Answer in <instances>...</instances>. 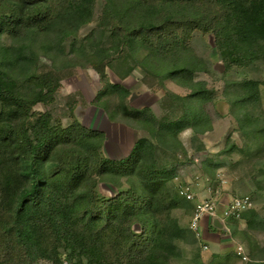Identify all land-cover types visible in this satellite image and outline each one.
<instances>
[{
    "label": "rangeland",
    "instance_id": "rangeland-1",
    "mask_svg": "<svg viewBox=\"0 0 264 264\" xmlns=\"http://www.w3.org/2000/svg\"><path fill=\"white\" fill-rule=\"evenodd\" d=\"M107 9L127 25L146 24L158 16L135 0H96L90 21L75 30L62 25L33 28L23 39L1 31L0 84L40 98L29 111L49 114L51 126L79 122L102 131L100 151L115 162L129 157L142 139L154 145L152 150L149 143L146 147L158 166L170 170L171 189L181 199L188 200L183 188L195 194L193 201L173 211L186 234L177 239L180 256L166 264H264V41L250 43L245 58L233 65L219 52L214 35L200 31L189 46L179 43L155 53L137 42L121 45L110 25L103 27ZM166 10L180 11L176 6ZM23 42L34 53L23 56L15 50L4 56L7 47ZM19 57L24 61L15 63ZM98 68L105 69V76ZM29 72L56 79V89L47 93V88L32 86L26 80ZM112 85L130 94L123 99ZM195 90L200 92L192 95ZM125 107L141 116L127 114ZM173 123L182 129L175 131ZM97 178L104 196L132 187L137 179L113 172ZM246 197L249 209L258 213L249 217L250 224L242 215L236 219L226 213L233 200ZM199 203L214 206L200 218V237L192 228ZM216 219L222 227L215 225ZM213 241L221 242L219 252L211 247ZM41 264L98 263L61 250Z\"/></svg>",
    "mask_w": 264,
    "mask_h": 264
},
{
    "label": "trees",
    "instance_id": "trees-1",
    "mask_svg": "<svg viewBox=\"0 0 264 264\" xmlns=\"http://www.w3.org/2000/svg\"><path fill=\"white\" fill-rule=\"evenodd\" d=\"M135 1L156 10L157 18L127 25L112 9L105 11L103 27L110 25L123 46L137 42L165 53L179 43L189 46L196 31L212 33L219 52L233 65L245 58L250 43L264 41V0ZM95 2L0 0V32L23 39L33 28L62 25L75 30L90 21ZM169 6L180 11L171 13ZM15 50L23 56L34 53L23 42L7 47L4 56ZM183 70L189 71H178ZM98 72L105 76L104 68ZM26 80L47 88V93L57 87H52L56 79L34 72L27 73ZM112 86L122 91L123 99L130 94L121 85ZM37 99L6 82L0 84V264H41L61 250L98 264H166L180 256L177 239L184 238L186 229L173 211L190 201L171 189L170 170L158 166L146 147L149 143L152 150L154 145L142 139L129 157L115 162L100 151L102 131L79 122L67 128L51 126L49 114L30 113ZM127 109V114L141 116ZM177 123L171 126L178 132L182 126ZM112 172L133 174L136 182L114 196H104L97 177ZM242 216L250 224L249 217L258 213L249 209Z\"/></svg>",
    "mask_w": 264,
    "mask_h": 264
},
{
    "label": "built area",
    "instance_id": "built-area-1",
    "mask_svg": "<svg viewBox=\"0 0 264 264\" xmlns=\"http://www.w3.org/2000/svg\"><path fill=\"white\" fill-rule=\"evenodd\" d=\"M181 193L185 196L188 200L193 201L195 199V194L187 187V189H182ZM252 206L250 199L248 197L242 199H235L226 210V213L234 218H241L243 211L249 209ZM214 210V206L208 203H199L197 204V211L194 220L192 221V228L197 232V236L200 237V227L199 222L200 218L205 212H212Z\"/></svg>",
    "mask_w": 264,
    "mask_h": 264
},
{
    "label": "crops",
    "instance_id": "crops-1",
    "mask_svg": "<svg viewBox=\"0 0 264 264\" xmlns=\"http://www.w3.org/2000/svg\"><path fill=\"white\" fill-rule=\"evenodd\" d=\"M204 228H205V233H206V231H207V225H205ZM200 230L203 232V227H202ZM203 233H204V232H203ZM211 247H212V248L214 247V251L219 252V251L221 250L220 247H222V245H221V242L219 243V242H215V241H213V242L211 243ZM220 254H224V253H220ZM224 263H227V262H224ZM224 263H223V264H224Z\"/></svg>",
    "mask_w": 264,
    "mask_h": 264
},
{
    "label": "water",
    "instance_id": "water-1",
    "mask_svg": "<svg viewBox=\"0 0 264 264\" xmlns=\"http://www.w3.org/2000/svg\"><path fill=\"white\" fill-rule=\"evenodd\" d=\"M215 225H217L219 227L223 226V224L218 219L215 220Z\"/></svg>",
    "mask_w": 264,
    "mask_h": 264
}]
</instances>
